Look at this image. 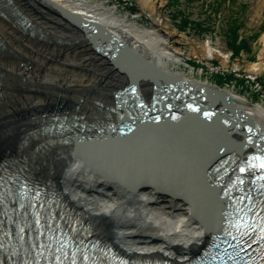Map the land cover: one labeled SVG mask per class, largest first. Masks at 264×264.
<instances>
[{
    "label": "bare ground",
    "instance_id": "obj_1",
    "mask_svg": "<svg viewBox=\"0 0 264 264\" xmlns=\"http://www.w3.org/2000/svg\"><path fill=\"white\" fill-rule=\"evenodd\" d=\"M135 1L149 26L108 0H0V225L62 230L88 264H264V196L231 195L264 161H245L264 106L174 69L185 52L163 0ZM263 72L264 49L247 75ZM231 231L235 251L217 243Z\"/></svg>",
    "mask_w": 264,
    "mask_h": 264
},
{
    "label": "rangeland",
    "instance_id": "obj_2",
    "mask_svg": "<svg viewBox=\"0 0 264 264\" xmlns=\"http://www.w3.org/2000/svg\"><path fill=\"white\" fill-rule=\"evenodd\" d=\"M108 1L119 6L121 16L128 15V20L139 27L151 24L148 13H137L140 8L135 0ZM157 14L176 34L179 43L175 46L185 52L184 62L174 69L185 71L193 80H209L219 86L224 81L227 86L223 89L264 106V72L255 80L247 75V68L258 62L264 49V0H163ZM233 18L243 28L236 43H233L236 30L227 31L228 26L236 25ZM234 45L240 53L234 52L232 56ZM206 47L215 50L217 57L205 60Z\"/></svg>",
    "mask_w": 264,
    "mask_h": 264
},
{
    "label": "trees",
    "instance_id": "obj_3",
    "mask_svg": "<svg viewBox=\"0 0 264 264\" xmlns=\"http://www.w3.org/2000/svg\"><path fill=\"white\" fill-rule=\"evenodd\" d=\"M235 41L237 42V40L239 39V36L235 34V37H234ZM236 45L233 46V50L236 54L240 53V49H237V47H235ZM227 81V80H226ZM224 82V81H223Z\"/></svg>",
    "mask_w": 264,
    "mask_h": 264
},
{
    "label": "snow or ice",
    "instance_id": "obj_4",
    "mask_svg": "<svg viewBox=\"0 0 264 264\" xmlns=\"http://www.w3.org/2000/svg\"><path fill=\"white\" fill-rule=\"evenodd\" d=\"M262 166H264V165H262Z\"/></svg>",
    "mask_w": 264,
    "mask_h": 264
}]
</instances>
